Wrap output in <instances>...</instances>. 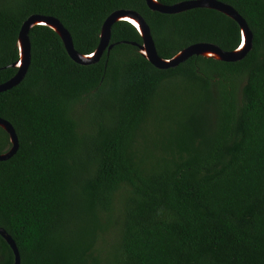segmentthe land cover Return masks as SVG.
Listing matches in <instances>:
<instances>
[{
	"label": "trees",
	"instance_id": "1",
	"mask_svg": "<svg viewBox=\"0 0 264 264\" xmlns=\"http://www.w3.org/2000/svg\"><path fill=\"white\" fill-rule=\"evenodd\" d=\"M174 5L189 0H157ZM247 22L235 63L194 56L158 70L127 22L98 63H74L36 26L22 82L0 93L19 148L0 162V228L21 264H264V0H216ZM139 13L157 54L199 43L230 52L240 29L209 9L166 15L144 0H0V84L13 78L20 27L60 21L81 55L106 18ZM0 128V153L10 149ZM0 264H14L0 236Z\"/></svg>",
	"mask_w": 264,
	"mask_h": 264
},
{
	"label": "water",
	"instance_id": "2",
	"mask_svg": "<svg viewBox=\"0 0 264 264\" xmlns=\"http://www.w3.org/2000/svg\"><path fill=\"white\" fill-rule=\"evenodd\" d=\"M147 7L157 13L174 15L192 9H209L217 11L230 19H232L240 29V44L230 52L221 50L218 46L207 43H199L191 45L170 59H163L158 56L151 30L144 18L137 12L131 10H118L110 14L102 24L100 31V40L97 48L89 55H81L74 49L71 35L63 27L59 20L51 16H43L39 14L31 15L20 27L16 47L18 50V60L11 65L17 70L13 78L7 82L0 84V93L17 87L25 78L31 62V44L29 33L36 26H43L51 29L61 39L66 53L70 59L81 66H89L98 63L105 52L113 48L110 44L111 29L118 22H127L132 25L141 37L142 44L136 45L140 55L145 58L153 67L158 70H168L178 67L194 56H201L207 59H214L225 63H235L243 60L253 47V35L247 22L232 7L218 2L216 0H189L176 3L174 5H164L157 0H144ZM0 128L8 135L10 149L0 153V162L7 161L13 157L19 148L18 137L12 125L0 119ZM0 236L11 248L14 255V264H21L20 253L15 242L0 228Z\"/></svg>",
	"mask_w": 264,
	"mask_h": 264
}]
</instances>
